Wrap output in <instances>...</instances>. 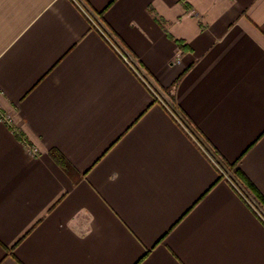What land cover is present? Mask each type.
Wrapping results in <instances>:
<instances>
[{
  "label": "crops",
  "instance_id": "crops-1",
  "mask_svg": "<svg viewBox=\"0 0 264 264\" xmlns=\"http://www.w3.org/2000/svg\"><path fill=\"white\" fill-rule=\"evenodd\" d=\"M83 1L264 196V0ZM0 264H264V219L72 0H0Z\"/></svg>",
  "mask_w": 264,
  "mask_h": 264
},
{
  "label": "built area",
  "instance_id": "built-area-1",
  "mask_svg": "<svg viewBox=\"0 0 264 264\" xmlns=\"http://www.w3.org/2000/svg\"><path fill=\"white\" fill-rule=\"evenodd\" d=\"M77 7L85 14V16L91 21L93 26L113 45V47L119 52V54L122 56V58L131 66V68L140 76V78L149 86V88L154 92L157 99L161 100L166 107L169 109V111L175 116V118L181 123L185 129L191 134V136L195 139V141L199 144V146L210 156V158L213 160V162L217 165L219 168L221 174L229 180L235 188L247 199V201L252 205V207L257 211V213L264 219V210L261 208L262 206L257 202V200L252 197L249 192L236 180L234 177L228 172H224L222 169V162L214 158L209 152L208 149L204 146L201 139L196 136V134L191 130L189 124L185 121L184 117L177 112L176 109H174L169 103H167L165 98L162 96L161 93H159L158 89L153 85L151 80L148 78L146 73L143 71V69L139 66V64L133 60L129 53L121 46V44L117 41L114 34L107 28L105 25L101 22L99 18L96 17L94 12L88 7V5L83 0H72ZM3 121L10 123L11 122V116L5 115L2 117ZM25 145L27 146L29 153L32 155H36L38 153V149L29 143L25 142Z\"/></svg>",
  "mask_w": 264,
  "mask_h": 264
},
{
  "label": "trees",
  "instance_id": "trees-1",
  "mask_svg": "<svg viewBox=\"0 0 264 264\" xmlns=\"http://www.w3.org/2000/svg\"><path fill=\"white\" fill-rule=\"evenodd\" d=\"M223 165L227 171L236 179L256 200L257 202L264 207V196L259 192L256 186L249 180L246 174L242 171L237 164H230L223 162ZM221 177L223 175L221 174Z\"/></svg>",
  "mask_w": 264,
  "mask_h": 264
},
{
  "label": "rangeland",
  "instance_id": "rangeland-1",
  "mask_svg": "<svg viewBox=\"0 0 264 264\" xmlns=\"http://www.w3.org/2000/svg\"><path fill=\"white\" fill-rule=\"evenodd\" d=\"M203 142V141H202ZM204 146L208 149V152L212 155V151L210 150V148L203 142ZM213 156V155H212ZM215 158V156H213ZM217 159V158H216ZM218 160V159H217ZM222 169L224 170V172L227 171V169L225 168V166H222ZM250 194V193H249ZM251 195V194H250ZM252 196V195H251ZM253 197V196H252ZM262 208V207H261ZM263 209V208H262ZM264 210V209H263Z\"/></svg>",
  "mask_w": 264,
  "mask_h": 264
}]
</instances>
